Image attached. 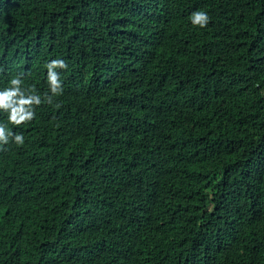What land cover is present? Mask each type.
Instances as JSON below:
<instances>
[{
  "label": "trees",
  "instance_id": "trees-1",
  "mask_svg": "<svg viewBox=\"0 0 264 264\" xmlns=\"http://www.w3.org/2000/svg\"><path fill=\"white\" fill-rule=\"evenodd\" d=\"M212 1L200 28L190 15L211 0H0L2 48L29 58L3 81L43 89L24 143L0 150V236L50 235L52 264H264V0ZM77 173L92 205L115 211L118 185L133 204L120 237L65 226Z\"/></svg>",
  "mask_w": 264,
  "mask_h": 264
},
{
  "label": "clouds",
  "instance_id": "clouds-1",
  "mask_svg": "<svg viewBox=\"0 0 264 264\" xmlns=\"http://www.w3.org/2000/svg\"><path fill=\"white\" fill-rule=\"evenodd\" d=\"M157 1L154 0V3ZM173 1L171 0L172 3ZM234 1L236 3L237 0ZM211 3H214L213 9H197L191 13L190 22L192 25H198L200 28L211 25V15L218 11L217 2L211 0ZM2 46L3 42L0 41V150L4 151L11 144L21 145L24 143L23 134L17 132V130L24 126L27 121H31L34 118V106L41 103V97L38 94L43 89L36 90L25 86L20 74L12 76L7 83L3 81V76L6 73L20 72L29 61V58L27 57V49L13 50L11 53L7 51L8 54L3 50ZM174 66V62L170 63L171 69ZM45 67L47 69L46 81L50 93L54 95L60 94L63 88L58 69H67V63L64 59L55 58L49 60ZM217 91L218 88H216L215 95H217ZM50 99L52 98L49 97ZM85 177V174L82 173L73 175L71 188L68 189L69 209L65 214V226L73 231L83 232V235H77V240L82 242H84L83 237L85 234H92L93 232L105 231L108 234H112L110 237L114 239L120 237L116 213H118L122 205L130 206L133 204L128 199L124 200L121 198L120 185H118L117 193L114 195V199L117 201L115 211L105 202L96 204L95 200L94 205H92V181L86 180ZM146 190H150V188ZM143 193L145 195V192ZM3 208L4 202L0 197V211ZM70 211L72 212L68 214ZM98 219L99 222L97 223ZM35 242L38 249L43 250V254L36 264H52V256L55 255L53 251L55 242L50 235L40 240H30L13 235L0 236V249L5 246H15L28 250L29 246ZM194 256H196V252L190 251L187 260ZM0 264H11V262L7 256L0 255Z\"/></svg>",
  "mask_w": 264,
  "mask_h": 264
}]
</instances>
